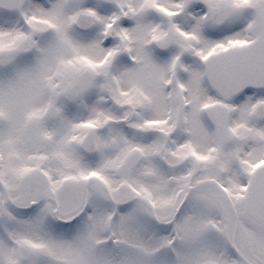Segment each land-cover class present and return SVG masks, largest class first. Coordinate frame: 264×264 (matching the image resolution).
Instances as JSON below:
<instances>
[{"label":"snow or ice","instance_id":"6c2138e0","mask_svg":"<svg viewBox=\"0 0 264 264\" xmlns=\"http://www.w3.org/2000/svg\"><path fill=\"white\" fill-rule=\"evenodd\" d=\"M0 264H264V0H0Z\"/></svg>","mask_w":264,"mask_h":264}]
</instances>
